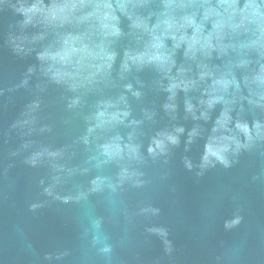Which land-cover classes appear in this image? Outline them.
Segmentation results:
<instances>
[{
	"label": "water",
	"instance_id": "95a60500",
	"mask_svg": "<svg viewBox=\"0 0 264 264\" xmlns=\"http://www.w3.org/2000/svg\"><path fill=\"white\" fill-rule=\"evenodd\" d=\"M0 264H264V0H0Z\"/></svg>",
	"mask_w": 264,
	"mask_h": 264
}]
</instances>
